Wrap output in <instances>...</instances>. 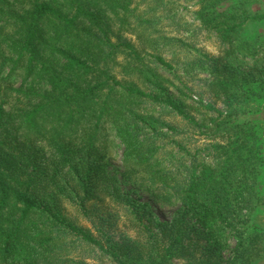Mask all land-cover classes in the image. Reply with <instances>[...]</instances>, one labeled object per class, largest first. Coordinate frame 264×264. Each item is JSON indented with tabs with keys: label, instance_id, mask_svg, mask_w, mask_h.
<instances>
[{
	"label": "trees",
	"instance_id": "16d2710c",
	"mask_svg": "<svg viewBox=\"0 0 264 264\" xmlns=\"http://www.w3.org/2000/svg\"><path fill=\"white\" fill-rule=\"evenodd\" d=\"M187 1L190 23L177 0H0V72L7 66L46 86L3 88L18 103L6 110L0 101V264L264 258L256 219L264 209L263 140L256 125L240 121L248 105L264 102V55L243 36L264 22L263 0ZM202 32L221 45L218 55L189 42ZM160 71L199 80L224 110L189 105L179 89L174 97ZM111 133L127 171L147 178L157 199L178 201L171 221L123 195L91 160ZM191 137L206 143L189 148ZM105 201L132 235L115 233L94 211Z\"/></svg>",
	"mask_w": 264,
	"mask_h": 264
},
{
	"label": "rangeland",
	"instance_id": "374dc122",
	"mask_svg": "<svg viewBox=\"0 0 264 264\" xmlns=\"http://www.w3.org/2000/svg\"><path fill=\"white\" fill-rule=\"evenodd\" d=\"M262 6L264 7V0ZM175 7L178 10V14L181 15L187 22H193V9L190 2H188L187 0H177ZM196 36L197 37L194 41L189 40V42L201 51L210 53L214 56L218 55V49L219 47H221V45L213 35L202 32L196 34ZM243 36L247 40L255 42L258 45V49L260 50V55H264V22L257 25H249L245 29V33L243 34ZM1 64L2 60H0V65ZM4 68V71L0 72V101L4 103V107L6 110L10 109L13 106H16L18 103V99L15 95L13 96V98L4 95L3 88L6 85L11 84L14 89H20L21 91H28L29 89L31 91L32 89H35L36 92L43 93L46 90V86L43 81L25 78L24 74L21 71L16 70L10 72L7 66H5ZM160 74L163 78H166L168 79V81H170V83L167 84L171 94L174 97H178L177 93L179 89L186 97L185 101L189 105H193L194 107H196V104L201 102L203 105H212L214 110L216 111L224 110L222 105L216 102L206 92L203 84L199 80L195 79L193 81H190L185 77H181L183 79L177 81L169 73L160 71ZM24 99L25 98L22 96H20L19 98V100L25 104L26 102ZM199 111L203 113L205 112V109H199ZM215 114L216 112L214 111L208 112V115L214 116ZM240 119V121L242 122L253 123L257 126L258 132L260 133L263 140L262 151H264V102L248 105ZM178 127L179 129L180 127L184 128L185 124L178 122ZM185 136H190V133H187ZM190 140L191 142H194V144L187 146L189 148H192L195 145H202L206 143V140L203 137H191ZM190 140L188 142H190ZM100 149L101 150H98V154L91 160L98 161V165H102L105 172L112 179H114V184L120 190V192L125 196L137 200L140 203L148 204L153 212L154 217L157 220L161 222L171 221L172 217L179 210L180 204L176 200L161 201L160 199H157L155 195L158 190L156 191V187L152 185V183L147 178H145L141 174H132L127 171L125 164L123 163L124 146L114 133H111L109 135L105 147H102ZM67 211L70 213L72 218L77 219L79 225L91 227L90 222L80 219L79 214L74 210V208H67ZM94 211H98V215L104 216L105 218L107 217L106 219L110 221L112 229L113 231H115V233L120 234L121 232H124L132 235L131 232L125 229V222L121 218V216H119V213H117L116 210L112 208L107 201L97 203ZM90 216L92 217V215ZM256 219H258L260 227L264 230V209ZM227 245L228 246L224 250L225 257H228L229 250L234 246V241L232 239H229ZM89 263L97 264L93 261Z\"/></svg>",
	"mask_w": 264,
	"mask_h": 264
},
{
	"label": "crops",
	"instance_id": "0c3cea01",
	"mask_svg": "<svg viewBox=\"0 0 264 264\" xmlns=\"http://www.w3.org/2000/svg\"><path fill=\"white\" fill-rule=\"evenodd\" d=\"M262 262H264V258L263 259H261V260H259L256 264H261ZM262 264H264V263H262Z\"/></svg>",
	"mask_w": 264,
	"mask_h": 264
}]
</instances>
